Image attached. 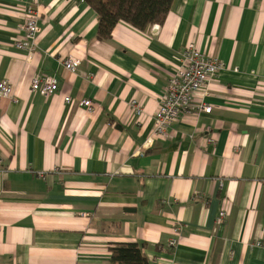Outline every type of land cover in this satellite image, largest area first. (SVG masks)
<instances>
[{"label": "crops", "instance_id": "0c3cea01", "mask_svg": "<svg viewBox=\"0 0 264 264\" xmlns=\"http://www.w3.org/2000/svg\"><path fill=\"white\" fill-rule=\"evenodd\" d=\"M29 8L31 55L15 47ZM97 26L81 0H0V83L15 98H0V264H113L109 249L130 243L152 264H264V0H174L163 25L119 22L104 41ZM191 42L223 67L149 143ZM41 76L50 97L30 92Z\"/></svg>", "mask_w": 264, "mask_h": 264}, {"label": "built area", "instance_id": "2783aa9c", "mask_svg": "<svg viewBox=\"0 0 264 264\" xmlns=\"http://www.w3.org/2000/svg\"><path fill=\"white\" fill-rule=\"evenodd\" d=\"M26 13V21L21 27L25 42H17L15 47L31 55L35 52L39 29L36 11L29 8ZM62 65L65 71L75 73L80 65V60L74 56H68L62 61ZM222 67L223 65L218 59L210 58L203 54L193 42L182 50L180 66L169 77L167 88L155 111L153 118L154 127L149 143L151 140H166L168 130L178 118L183 113L194 110L192 107L194 95L206 88ZM57 91L56 80L48 76L34 77L30 84V92L39 94L44 98L52 96ZM0 98L15 100L13 87L10 84L0 83ZM64 103H70V99L68 97L64 98ZM80 104L87 109L88 113H93L94 106L91 101L84 100ZM130 107L136 116L141 114V105L135 100L130 102ZM211 110L210 106L202 105L199 107L198 112L210 114ZM209 141L213 142L214 140L210 139ZM225 216V212H220L217 222L222 223ZM175 231L178 232V229H175ZM169 244L174 246L176 240H171ZM256 246L264 248V242H257Z\"/></svg>", "mask_w": 264, "mask_h": 264}, {"label": "trees", "instance_id": "16d2710c", "mask_svg": "<svg viewBox=\"0 0 264 264\" xmlns=\"http://www.w3.org/2000/svg\"><path fill=\"white\" fill-rule=\"evenodd\" d=\"M97 15V39L108 40L117 23L124 22L145 31L163 25L174 0H81ZM113 264H152L136 243L119 244L109 249Z\"/></svg>", "mask_w": 264, "mask_h": 264}]
</instances>
